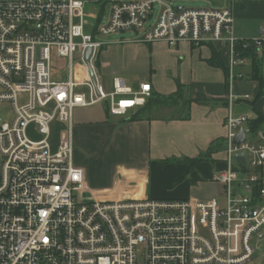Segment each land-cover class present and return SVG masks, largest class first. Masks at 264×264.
<instances>
[{
	"label": "built area",
	"instance_id": "2783aa9c",
	"mask_svg": "<svg viewBox=\"0 0 264 264\" xmlns=\"http://www.w3.org/2000/svg\"><path fill=\"white\" fill-rule=\"evenodd\" d=\"M234 23L233 3L178 9L172 0H0V101L15 112L0 127V264H242L253 257V237L264 227V131L252 133L248 116L230 109L226 118V168L214 174L223 200L99 197L74 162L76 108L108 102L110 114L126 116L152 97L149 81L135 88L116 76L111 91L102 86L95 59L113 34L224 45L233 104L243 52L264 54V25L260 36L242 39ZM55 55L68 58L74 73L75 61L83 62L84 77L54 80ZM56 122L63 125L57 133ZM241 128L246 139L238 144Z\"/></svg>",
	"mask_w": 264,
	"mask_h": 264
},
{
	"label": "crops",
	"instance_id": "0c3cea01",
	"mask_svg": "<svg viewBox=\"0 0 264 264\" xmlns=\"http://www.w3.org/2000/svg\"><path fill=\"white\" fill-rule=\"evenodd\" d=\"M228 2L233 3L235 35L242 39L260 36L264 23L258 34L243 26L251 18L264 20V0H224L222 5ZM133 36L111 37L112 43L98 52L95 62L104 89L111 91L114 78L120 76L135 88L149 81L152 98L174 94L181 84V99L134 118L144 106L126 116L110 114L108 102L76 108L72 118L75 164L84 170L88 187L96 186L91 190L99 197L223 200L224 186L214 174L226 168V118L230 109L235 115L248 116L249 121L257 116L250 101L264 89V54L251 48L246 63L236 67L239 76L233 92L239 97L230 104L229 57L224 45L182 41L171 46L165 41L129 40ZM213 48L221 53L227 70L210 64ZM253 52L258 57V76L254 75ZM78 63L75 61L74 73L69 60L68 77L53 74L54 80L84 77V64ZM255 107L264 114V94ZM53 126L56 133L63 128L59 122ZM196 158L199 160L191 165L188 159ZM260 174L264 180V166Z\"/></svg>",
	"mask_w": 264,
	"mask_h": 264
},
{
	"label": "rangeland",
	"instance_id": "374dc122",
	"mask_svg": "<svg viewBox=\"0 0 264 264\" xmlns=\"http://www.w3.org/2000/svg\"><path fill=\"white\" fill-rule=\"evenodd\" d=\"M114 1H129V0H114ZM172 1L175 6L194 7V8L220 6L224 3V0H172ZM156 12H157V9L155 10V14ZM258 18H251V21H248L250 23H247L248 25L243 26V28L247 29L249 33L255 34L257 33V31L259 33L261 24L264 23V20L258 19ZM133 33L134 32L132 31H127V32H123L120 34H113L111 37L112 38L119 37L122 34H124V36L126 37H130ZM52 64L54 68L53 74L55 77H59L61 75H64V76H61L59 78L68 77L69 75V59L68 58H58L55 55L53 56ZM78 64L81 65V62ZM24 98H26V95L21 98V102H23ZM14 117H15V112H14V108L11 102L5 101V100L0 101V127L4 123H11L14 120ZM162 186H165V183L162 184ZM94 187L96 186L94 184H91V187L89 188L93 190ZM260 234H264V227L258 232L257 235L253 237V244L256 248L253 257L249 259L247 262L242 263V264H264V238L260 239L259 238Z\"/></svg>",
	"mask_w": 264,
	"mask_h": 264
},
{
	"label": "trees",
	"instance_id": "16d2710c",
	"mask_svg": "<svg viewBox=\"0 0 264 264\" xmlns=\"http://www.w3.org/2000/svg\"><path fill=\"white\" fill-rule=\"evenodd\" d=\"M250 52L249 49L245 50L243 52V54L246 56L248 55ZM252 57H253V61H254V75L258 76L259 73V64H258V57L256 56L255 52L252 53ZM210 64L214 65V66H218V67H222L225 70H227L226 65L223 62V59L221 57V53L219 51H217L215 48H213V56L212 58L209 60ZM261 83H263V79H261ZM178 91H181V84H179V89ZM176 92L174 94L168 95V96H157L155 99L154 98H150L148 100V102L146 103V105L142 108L141 111L136 112V114L133 116L137 117L138 114H140L141 112L145 113L146 110L151 109L155 106H169V105H174L176 103H179V100L181 99V95L179 94V92ZM264 94V89L261 88V90L259 91L258 95L256 96V98L252 101H250V103L254 106V110L257 114V116L250 120L248 122V126L250 127V130L252 133H257L260 129H262L264 127V114L262 112H260L256 107L255 104L257 103V101L263 96ZM193 99L189 100L188 102H192ZM199 159H188V161L191 162V165L195 164ZM193 169V168H190Z\"/></svg>",
	"mask_w": 264,
	"mask_h": 264
},
{
	"label": "water",
	"instance_id": "95a60500",
	"mask_svg": "<svg viewBox=\"0 0 264 264\" xmlns=\"http://www.w3.org/2000/svg\"><path fill=\"white\" fill-rule=\"evenodd\" d=\"M177 7H178V9H181L182 8V6H177ZM91 51H92V49H89L88 50V57L90 56ZM245 139H246V135H245L244 129L241 128L238 136L236 137V143L240 144L243 141H245ZM236 160H237V162L239 164H241L242 166H245V164H246L245 153H239V154H237L236 155Z\"/></svg>",
	"mask_w": 264,
	"mask_h": 264
}]
</instances>
